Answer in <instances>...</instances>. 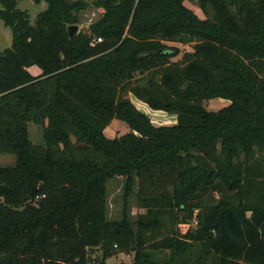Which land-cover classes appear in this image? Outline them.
Returning <instances> with one entry per match:
<instances>
[{
	"label": "trees",
	"instance_id": "16d2710c",
	"mask_svg": "<svg viewBox=\"0 0 264 264\" xmlns=\"http://www.w3.org/2000/svg\"><path fill=\"white\" fill-rule=\"evenodd\" d=\"M16 1L0 0V154L15 158L0 167V264H87L91 249L264 264V0H196L202 17L185 0H97L100 17L71 39L82 1L42 0L33 24ZM165 42L191 44L171 60ZM128 95L174 122L151 124ZM210 98L227 104L207 110ZM112 119L127 130L109 138ZM116 176L123 199L136 186L132 221L125 206L106 218Z\"/></svg>",
	"mask_w": 264,
	"mask_h": 264
},
{
	"label": "rangeland",
	"instance_id": "374dc122",
	"mask_svg": "<svg viewBox=\"0 0 264 264\" xmlns=\"http://www.w3.org/2000/svg\"><path fill=\"white\" fill-rule=\"evenodd\" d=\"M84 3L83 8L79 9L76 13L77 16V32H87L88 26L96 21L100 17L101 9L96 6L97 0H80ZM185 5L190 8L199 17L203 14L197 7L196 0H185ZM1 7V6H0ZM16 7L20 10H24L27 13L28 21L33 24L36 14L45 9L46 4L44 1L34 2L32 0H17ZM96 38V37H93ZM92 39V38H91ZM167 46L176 47L178 52L171 56V60H177L180 58L182 51L190 49V44H180L175 42H165ZM10 45V28L5 26L0 20V51ZM30 72H37L38 69L35 66L29 67ZM129 96V95H128ZM134 105L144 112L151 124L158 125H171L174 122V114L163 110H153L139 103L129 96ZM227 104V101L221 98H210L207 101H203L202 105L207 110H217L218 108ZM127 130V126L124 122L118 119H112L107 125L105 130L106 137H114ZM27 136L33 144H42V127L40 124L29 122L27 124ZM257 153H254L256 156ZM14 155L5 153L0 154V167H9L14 164ZM123 185L124 178L122 176H116L107 180L105 184L106 191V218L109 220H116L121 217V211L125 206V213L129 220H134L137 213L142 212L143 209L137 207L134 197L136 186L132 187L131 193H129L125 199H123ZM195 226L194 217L187 224L180 225L181 232L186 229H193ZM90 260L87 264H95L96 261H102L103 264H132L131 252H115L106 257H100L99 249H91L89 251ZM212 257L207 258V262H211Z\"/></svg>",
	"mask_w": 264,
	"mask_h": 264
},
{
	"label": "water",
	"instance_id": "95a60500",
	"mask_svg": "<svg viewBox=\"0 0 264 264\" xmlns=\"http://www.w3.org/2000/svg\"><path fill=\"white\" fill-rule=\"evenodd\" d=\"M77 30V25L76 24H69L66 27V32L68 35V38L71 39L73 35L75 34ZM0 192L1 193H6L7 192V186L5 184H0Z\"/></svg>",
	"mask_w": 264,
	"mask_h": 264
},
{
	"label": "built area",
	"instance_id": "2783aa9c",
	"mask_svg": "<svg viewBox=\"0 0 264 264\" xmlns=\"http://www.w3.org/2000/svg\"><path fill=\"white\" fill-rule=\"evenodd\" d=\"M97 41H100V38L99 37H96V38L92 39L89 44L90 45H93Z\"/></svg>",
	"mask_w": 264,
	"mask_h": 264
},
{
	"label": "crops",
	"instance_id": "0c3cea01",
	"mask_svg": "<svg viewBox=\"0 0 264 264\" xmlns=\"http://www.w3.org/2000/svg\"><path fill=\"white\" fill-rule=\"evenodd\" d=\"M107 127V126H106ZM106 127L103 129V133L105 134Z\"/></svg>",
	"mask_w": 264,
	"mask_h": 264
}]
</instances>
